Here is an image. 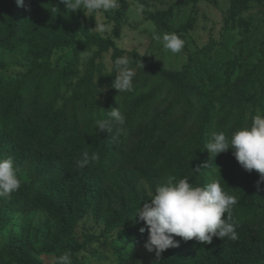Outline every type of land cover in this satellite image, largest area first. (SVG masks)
<instances>
[{
	"label": "trees",
	"instance_id": "16d2710c",
	"mask_svg": "<svg viewBox=\"0 0 264 264\" xmlns=\"http://www.w3.org/2000/svg\"><path fill=\"white\" fill-rule=\"evenodd\" d=\"M248 3L249 0H230L228 9L230 23L240 28L243 40L251 21L238 15ZM25 4L38 12H57L63 7L62 0H25ZM171 16L172 9L168 8L150 14L149 19L157 27L166 29ZM194 20L189 17L178 30L192 27ZM29 22V13L18 7L16 0H0V49L31 43L30 36L36 35V30L33 31ZM114 35L118 37L117 33ZM38 36L40 45L34 47L35 57H48L56 46L71 47L66 71L52 84L46 62L32 63L12 77L0 71V158L12 157L17 170L28 177V181L21 179L18 191L6 198L0 197V228L8 221L6 210L35 208L47 212L56 226L39 250L17 239L0 248V260L6 257L19 264H41L35 256L40 252L57 258L65 252L72 257L81 251L85 242H92L95 237L90 235L85 242H79L73 237V229L89 212H93L96 219H103L105 231L130 226L140 205L134 203L138 186L146 182L154 187L168 170L176 172V180L193 179L204 186L203 139L212 121L206 106L197 130L186 144L173 147L169 140L174 133L167 132L172 123L161 127L157 118L152 123L141 119L135 123L136 116L146 117L150 93L135 98L125 111L123 133H116L115 127L112 135L99 133L95 121L107 119L108 112L117 105L112 87L106 91L101 115L93 114L99 109V101L95 97L97 89L91 85V75L82 78L73 92L74 103L79 101L81 108L87 107L86 112L77 115L73 102L70 110L64 104L57 107L56 102L61 87L76 72L75 61L81 50L92 46L97 47L98 52L111 50L113 64L121 50L113 39L95 33L85 32L83 40L49 33ZM33 42L36 43V38ZM191 63L189 59L181 70H170L152 62L148 71L186 96V90L194 88L187 77ZM259 65H263L264 75V53ZM244 83L245 79L233 81L224 90L225 97L230 102H246L242 91ZM210 93L213 95L214 91ZM167 113L160 115L164 119ZM186 119L177 131H184L182 126ZM85 151L90 155L97 153L99 162L77 170L75 162ZM229 153L228 169L219 182L227 193L237 198L231 215L237 225L238 239L214 237L210 244H203L195 239L184 241L176 237L178 246L165 250L159 258L155 256L149 264H264V182L258 186L260 174L255 170L247 172L232 151ZM135 257L132 252L117 251V264H133Z\"/></svg>",
	"mask_w": 264,
	"mask_h": 264
},
{
	"label": "rangeland",
	"instance_id": "374dc122",
	"mask_svg": "<svg viewBox=\"0 0 264 264\" xmlns=\"http://www.w3.org/2000/svg\"><path fill=\"white\" fill-rule=\"evenodd\" d=\"M119 4L120 7L112 12L89 13L95 18L86 16L80 10L65 15L64 5L57 12H38L29 7V26L33 31L36 30V35L30 36L31 43L14 46L8 50L0 49V71L4 76L12 77L18 71L28 69L32 63L46 62L52 84L60 73L66 71L65 65L71 57V47L56 46L48 57H35L34 47L40 45L38 35L49 33L83 40L85 32L95 33L113 39L121 50L120 57H133L130 67L136 73L135 90L132 93H118L113 88L116 107L124 114L135 98L151 93L146 117L136 116L135 123L139 119L152 123L156 118L161 127L172 123L167 132L174 133L169 140L173 147L186 144L197 130L206 106L212 115V121L204 135L203 145L211 131L223 130L231 135L233 130L250 126L255 115L264 114V75L261 72L263 65H259L264 53V0H249L248 7L238 15L251 21L244 40L240 28L230 23V0H124L119 1ZM168 8L172 9V16L168 27L161 29L149 19V15ZM189 17L195 19L192 27L178 30L179 25ZM58 19L60 20L56 23ZM95 19L105 25L104 33L94 30ZM153 30L178 34L186 42L182 52L165 53L162 45L152 41ZM114 33H117L118 37H115ZM111 54V50L98 52L97 47L93 46L81 50L75 61L76 72L70 75L66 85L61 87L56 106L64 104L66 109L70 110L76 98L73 93L75 87L82 78L91 75V85L96 87L95 97L99 101V109L94 110L93 114L101 115L106 91L112 86L116 76ZM189 59L192 63L187 77L194 88L187 89L186 96L180 95L169 83L163 82L148 71V65L152 62L166 69L181 70ZM255 68L258 71H255ZM237 79H245L242 91L247 100L243 104L239 101L230 102L224 95V90ZM83 90L84 87L79 91ZM211 91H214L213 95ZM74 104L77 115L86 112L87 107L81 108L79 101ZM164 111L168 113L163 119L160 113ZM185 119L186 122L182 126L184 131H177V127L182 125ZM230 151L220 153L213 161L207 149L203 148L205 184L213 180L219 181L221 175L227 171ZM18 174L20 179L28 181L25 172L18 171ZM170 177L177 179L173 169L166 171L154 187L146 182L141 183L134 203H140L142 207L143 202L151 198L155 188ZM188 181L201 186L193 179ZM7 196L9 194L0 197ZM4 213L8 216V221L0 228V248L17 239L39 250L47 236L56 230L55 220L39 208L6 210ZM141 227L145 225L138 222L136 216L128 227L105 231L103 219H96L93 212L87 213L75 224L73 237L79 242H85L92 235L95 240L85 242V247L71 257V264H117V251L134 253L136 257L133 264H149L156 255L155 252L146 250L144 245L148 232L145 230L141 233ZM35 256L41 264L56 262V257L49 253L40 252ZM0 264L19 263L2 257Z\"/></svg>",
	"mask_w": 264,
	"mask_h": 264
},
{
	"label": "clouds",
	"instance_id": "9594fccd",
	"mask_svg": "<svg viewBox=\"0 0 264 264\" xmlns=\"http://www.w3.org/2000/svg\"><path fill=\"white\" fill-rule=\"evenodd\" d=\"M65 7V15L68 13L83 11L86 16L89 13L112 12L120 7L119 0H62ZM18 7L28 10L25 0H16ZM96 21V19H95ZM95 31L104 33L106 27L96 21ZM152 41L162 45L165 53L179 54L185 47V40L175 32L159 33L153 30ZM133 57L116 58L113 70L116 76L112 82V88L118 93L134 92L135 71L130 67ZM99 133L113 134L123 133L126 124V116L118 107L111 108L107 119L95 121ZM204 148L210 154L211 159L223 152L232 151L238 163L247 172L253 170L260 174V182H264V114H257L252 118L250 126L241 127L231 133L225 131H211ZM99 155H91L85 151L81 158L75 162L77 170H83L91 162H99ZM212 165H206L211 167ZM196 171H199L197 169ZM21 187V179L12 157L0 158V196L18 191ZM238 203L237 198L227 193L219 181L213 180L204 186H196L187 178L176 180L168 178L158 185L151 198L143 202V206L136 209L135 216L138 222H143L145 227L140 232H148L145 248L149 252H155L157 258L172 247H177L180 237L184 241L195 239L203 244H210L214 237L222 240L235 241L238 239L237 225L233 222L232 211ZM55 264H71V254L65 252L56 258Z\"/></svg>",
	"mask_w": 264,
	"mask_h": 264
}]
</instances>
